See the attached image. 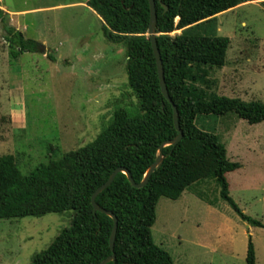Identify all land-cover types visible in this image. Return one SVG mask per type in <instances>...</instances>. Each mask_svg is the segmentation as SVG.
Returning <instances> with one entry per match:
<instances>
[{
    "label": "trees",
    "instance_id": "obj_1",
    "mask_svg": "<svg viewBox=\"0 0 264 264\" xmlns=\"http://www.w3.org/2000/svg\"><path fill=\"white\" fill-rule=\"evenodd\" d=\"M87 1L102 17L107 40L127 49L129 85L139 100V109L135 114L125 108L117 109L109 126L95 141L59 159L50 158L29 174L22 172L16 154L0 155V219L74 211L71 225L37 254L31 264H102L113 253L116 260L107 264H174L170 252L153 238L158 204L163 197L180 199L186 189L211 176L219 180L223 199L237 214L264 228V223L244 213L230 194L227 174L239 169L241 163L229 158L228 149L217 134L198 125L200 116L231 112L251 124L264 121V103L219 96L210 90L212 81L207 78L206 67L226 65L231 40L198 31L218 14L254 0H155L158 46L184 137L177 146L163 148V164L146 186H133L128 176L120 172L97 196L98 204L118 217L112 250L114 219L95 211L93 194L119 167L130 170L137 183L142 182L157 158L160 145L174 139L179 132L173 104L161 89L149 37V0ZM0 23L10 58L17 59L25 52H40L42 44L14 27L1 7ZM177 30L182 32L173 35ZM44 53L56 60L51 52ZM51 151L56 149L52 147ZM247 261L256 264L252 240Z\"/></svg>",
    "mask_w": 264,
    "mask_h": 264
},
{
    "label": "rangeland",
    "instance_id": "obj_2",
    "mask_svg": "<svg viewBox=\"0 0 264 264\" xmlns=\"http://www.w3.org/2000/svg\"><path fill=\"white\" fill-rule=\"evenodd\" d=\"M68 1L3 0L2 4L34 8ZM263 2L241 4L198 29L231 40L225 67H206L210 90L219 96L264 103ZM44 14L24 17L30 25L25 35L35 40L38 22H57L61 36L49 43L56 60L41 52H25L9 65L10 49L0 23V155L16 154L24 174L50 158L59 159L95 141L117 109L133 114L139 109L129 85L126 47L108 41L103 24L82 8ZM89 31L93 32L90 45L78 53L80 43L67 39ZM77 54L83 58L78 59ZM18 105L26 111L20 124L11 116ZM198 125L217 134L229 158L241 163L227 174L230 194L244 213L264 223V121L251 124L231 112L200 116ZM157 213L153 238L170 252L174 264H248L251 240L256 264H264V228L237 214L223 199L222 185L214 176L196 182L178 200L163 197ZM73 215L68 210L0 219V264H31L71 225Z\"/></svg>",
    "mask_w": 264,
    "mask_h": 264
},
{
    "label": "crops",
    "instance_id": "obj_3",
    "mask_svg": "<svg viewBox=\"0 0 264 264\" xmlns=\"http://www.w3.org/2000/svg\"><path fill=\"white\" fill-rule=\"evenodd\" d=\"M2 2L3 0H0V7L9 14L11 24L14 27H16L18 30L24 32V34L30 31V25L27 23L24 17L30 14H42L43 16H45L44 14L45 12L55 11L61 8H69V9L82 8L88 14H91L92 16L97 18L102 24H104L102 17L92 7L89 6L87 0H70L65 3L61 2L57 4H43V5L34 7V8H12L8 6L7 4H2ZM102 29H103V25H102ZM35 30L39 35V37L36 38L35 40L45 45L47 51L51 52L49 43L52 41V39L59 38L61 36V29L59 28V24L57 22L49 23L48 20L43 19L36 24ZM92 35H93V32L89 31L87 33L82 34L78 38H68L67 42L78 41L80 43V46H78V53H80V51L86 50L89 47L90 42H91L90 39ZM5 43L8 45L7 47H9V44L6 40H5ZM68 48L70 49L71 47L69 46ZM41 53H44V52H41ZM44 56L48 57V54L44 53ZM77 57L78 59H80V58H83V55L77 54ZM11 61H12V58H9L8 60L9 65L11 64ZM14 109L15 110L13 111L11 115L12 120L14 121V123L20 124L22 123V119L26 116V111L21 105L20 106L18 105L17 107L15 106ZM18 110L21 111V113H17ZM187 190L188 189H186L184 194L187 192Z\"/></svg>",
    "mask_w": 264,
    "mask_h": 264
},
{
    "label": "water",
    "instance_id": "obj_4",
    "mask_svg": "<svg viewBox=\"0 0 264 264\" xmlns=\"http://www.w3.org/2000/svg\"><path fill=\"white\" fill-rule=\"evenodd\" d=\"M149 3H150V10H151L150 25H149V37L151 39L152 47H153L155 57H156V61H157V68H158V73H159V78H160L161 89H162L164 96L173 104L174 122H175V126H176L179 134L174 139L169 140V141H165L160 145V147L158 149V153H157V158H156L155 162L148 169V171H147L144 179L142 180V182L137 183L134 180L130 170H128L124 167H119L110 175L109 179L103 185H101L93 194L92 203H93L95 211L104 212V213L110 215L114 219V228H113L111 240H110L112 250L115 249V241H116V237H117L118 224H119L118 217L112 211L106 210L105 208L100 206V204H98V202L96 200L97 196L113 183L115 177L120 172H123L128 176V179L133 186H135L137 188H142V187L146 186L147 183L149 182L150 178L152 177L153 173L157 169H159L163 164V161H164L163 148L165 146H169V145L177 146L184 137V132H183V130L180 126V123H179V111H178L177 106L173 103L171 96H170V93H169V89H168L166 78H165V68H164V64H163V60H162V56H161V51H160V48L158 46V40H157V37H158V32H157L158 13H157L156 1L155 0H149ZM165 7L167 8V6H165ZM39 50L41 52H47L46 46L43 44L41 45ZM115 260H116V256H115V253H113V255H111L106 260H104L102 262V264H107V263H109L111 261H115Z\"/></svg>",
    "mask_w": 264,
    "mask_h": 264
}]
</instances>
